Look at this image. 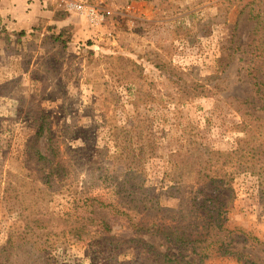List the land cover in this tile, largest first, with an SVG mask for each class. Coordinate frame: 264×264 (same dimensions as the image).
Wrapping results in <instances>:
<instances>
[{"label":"rangeland","instance_id":"1","mask_svg":"<svg viewBox=\"0 0 264 264\" xmlns=\"http://www.w3.org/2000/svg\"><path fill=\"white\" fill-rule=\"evenodd\" d=\"M247 1L0 0V247L28 220L19 206L4 202L2 189L8 171L24 170L26 140L39 124L53 134L68 186L46 204L52 217L88 207V194L116 199L113 181L122 172L113 154L136 130L154 148L134 157L143 169L136 195L142 186L167 187L164 170L174 152L187 156L196 144L233 148L238 132L221 126L238 118L228 96L246 91L237 55L253 28L246 12L239 15ZM232 184L236 198L226 225L264 239L256 178L238 172ZM131 200L121 199L129 206L136 203ZM159 203L173 207L177 200L162 194ZM115 211L100 213L113 238L96 226L79 238L68 233L48 251L50 264H145L134 249H121L134 232ZM166 222L179 226L174 217ZM142 236L159 244L158 237ZM203 264L237 262L223 255Z\"/></svg>","mask_w":264,"mask_h":264},{"label":"trees","instance_id":"2","mask_svg":"<svg viewBox=\"0 0 264 264\" xmlns=\"http://www.w3.org/2000/svg\"><path fill=\"white\" fill-rule=\"evenodd\" d=\"M232 2L234 0H223L222 3ZM245 12L249 21H253V28L246 49L237 55V59L243 61L246 91L243 95L228 96L238 118L230 125L223 123L221 126L238 132L235 146L218 150L196 144L194 152L187 156L174 152L164 170L169 181L167 187L157 191L155 187L142 186L141 193L136 195V175H141L143 169L134 157L154 150L150 139L147 142L141 131L136 130V136L120 139L118 150L113 154L116 162L112 159V163L118 164L122 172V177L113 181L116 199L88 194L84 197L92 203L88 207L84 203L86 208L80 211L74 209L52 217L46 204L68 186L64 167L56 160L58 152L53 134L49 127L43 132L44 123L39 124V130L26 140L28 161L24 170L8 171L5 176L4 202L19 206L23 216L28 218L24 231L15 235L10 230L0 247L5 264H50L48 251L51 248L58 242H66L68 233L81 237L88 232L89 226H96L103 235L113 238L109 223L100 214L107 208L116 209L113 215L116 218L123 215L131 222L134 235L121 243V249H134L136 255L144 257L145 264H203L206 258L223 255L234 256L237 264H264V239L226 225L236 198L232 184L234 173L246 172L254 176L259 199L264 201V0L247 1L239 15ZM41 141L44 147L47 144L44 149ZM128 159L132 161H126ZM187 182L191 187L188 195L182 191ZM162 194L175 198L177 204L161 206L159 195ZM127 196H132L131 202L136 203L125 205L121 199ZM81 198L74 205L79 206ZM149 215L155 217L149 219ZM167 217H174L179 226L167 223ZM143 234L158 237L159 244L146 240ZM161 246L165 248L161 249Z\"/></svg>","mask_w":264,"mask_h":264}]
</instances>
